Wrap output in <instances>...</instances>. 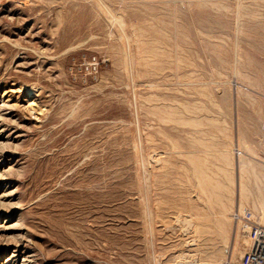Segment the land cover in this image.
Segmentation results:
<instances>
[{
    "label": "rangeland",
    "instance_id": "obj_1",
    "mask_svg": "<svg viewBox=\"0 0 264 264\" xmlns=\"http://www.w3.org/2000/svg\"><path fill=\"white\" fill-rule=\"evenodd\" d=\"M263 119L264 0H0V264H240Z\"/></svg>",
    "mask_w": 264,
    "mask_h": 264
},
{
    "label": "built area",
    "instance_id": "obj_2",
    "mask_svg": "<svg viewBox=\"0 0 264 264\" xmlns=\"http://www.w3.org/2000/svg\"><path fill=\"white\" fill-rule=\"evenodd\" d=\"M262 130L264 131V119L262 121ZM233 217L237 221L244 218L237 213H234ZM244 220L249 245L240 264H264V230L255 226L248 219L245 218Z\"/></svg>",
    "mask_w": 264,
    "mask_h": 264
}]
</instances>
